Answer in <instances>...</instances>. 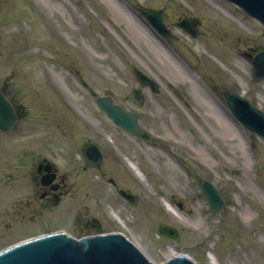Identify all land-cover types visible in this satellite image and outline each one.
Returning a JSON list of instances; mask_svg holds the SVG:
<instances>
[{"label": "rangeland", "instance_id": "374dc122", "mask_svg": "<svg viewBox=\"0 0 264 264\" xmlns=\"http://www.w3.org/2000/svg\"><path fill=\"white\" fill-rule=\"evenodd\" d=\"M154 10H163L169 25L181 16L197 19L201 34L193 39L171 25L178 39L159 36L144 14ZM123 12L171 53L188 81L169 73ZM261 50L264 25L228 0H0V87L12 83L27 112L0 159L24 152L26 137L31 148L54 143L69 191L53 230L79 236L72 215L82 210L102 224L100 232L125 233L156 262L184 253L196 264H264V138L233 116L222 93L238 92L264 110V80L251 75ZM135 68L160 80L161 90L143 87ZM135 88L145 93L142 106L128 98ZM104 94L137 111L150 139L116 125L97 103ZM85 142L104 151L102 170L86 168ZM205 179L227 203L220 212L202 190ZM3 216L0 251L48 229L41 217ZM164 227L176 232L161 233Z\"/></svg>", "mask_w": 264, "mask_h": 264}, {"label": "water", "instance_id": "95a60500", "mask_svg": "<svg viewBox=\"0 0 264 264\" xmlns=\"http://www.w3.org/2000/svg\"><path fill=\"white\" fill-rule=\"evenodd\" d=\"M241 7L249 15L264 25V0H229ZM153 26L163 35L169 30L163 20L162 12L148 14ZM180 26L193 36H197V27L183 20ZM252 77L255 81L264 80V50L252 60ZM143 83L154 89L157 83L146 74H140ZM229 108L236 118L248 129L264 136V110L255 106L247 97L238 92L225 90ZM139 104L143 96L136 92L131 96ZM99 105L126 131L144 136L138 120V114L114 103L111 96H99ZM14 106L0 91V128L9 129L16 121ZM94 150V152H92ZM90 164H98L103 155L95 145L85 154ZM207 200L215 212L227 207L225 199L217 186L210 180L202 184ZM0 264H157L152 262L126 235L121 232L95 233L75 238L66 232L58 231L36 236L0 251ZM165 264H195L186 255H176Z\"/></svg>", "mask_w": 264, "mask_h": 264}, {"label": "flooded vegetation", "instance_id": "af4514ba", "mask_svg": "<svg viewBox=\"0 0 264 264\" xmlns=\"http://www.w3.org/2000/svg\"><path fill=\"white\" fill-rule=\"evenodd\" d=\"M183 19L193 20L195 18L181 16L171 22V25L176 27ZM171 25L168 24L170 28L168 38L171 41H175L179 36L175 31L176 28ZM0 89L12 102L18 115L16 124L12 128L7 131L0 130V140H2L0 141L1 149L3 145L8 146L11 143V134L14 128L27 112L24 107H21L20 97L16 89L13 88L12 83L7 81ZM23 140H25V148L22 149L24 152L17 154L5 152L8 156L0 159V171L4 172V175L2 174L0 178L2 181L0 186L3 187L0 190L4 193L2 194L4 198H2L7 201L5 205L13 209V211H10V208H3L1 205L0 217H5L3 215H11L13 218H20L23 221L32 220L34 223L37 222L38 217H41L40 222L45 224L46 227L48 226L46 233L56 231L51 228V224L57 222V208L62 204L69 190L65 189L67 187L65 183L66 178L62 175L61 168L57 163V154L53 150L54 143L45 139V141H39V146L36 148H31L29 146L31 137H26ZM42 144H44L43 148L40 147ZM90 144L85 142V145L82 147V153L86 152ZM11 147L13 148V144ZM15 156H18L17 161L10 159H14ZM103 163L104 159L96 166L87 163L86 168L102 170ZM111 181L114 183L113 179ZM117 189L118 192L125 195L122 190ZM126 196H130V200L134 198L130 194ZM72 216H75V219L72 217L74 224H84L88 228H94L98 231L103 229L102 224L94 216L90 217L82 210H79ZM81 230H83V226Z\"/></svg>", "mask_w": 264, "mask_h": 264}, {"label": "bare ground", "instance_id": "6f19581e", "mask_svg": "<svg viewBox=\"0 0 264 264\" xmlns=\"http://www.w3.org/2000/svg\"><path fill=\"white\" fill-rule=\"evenodd\" d=\"M116 10H117V12L119 13L120 12V10L119 9H117L116 8ZM158 12H162V14H163V20H164V22H165V24H167L166 23V15H165V13H164V11L163 10H157ZM127 22H128V25H129V27H130V29L131 30H134L135 32H136V34H139L140 36H142V35H145L146 36V39L152 44V49L158 54V58H159V61H161L167 68H168V71H169V73H171V74H173L175 77H176V79L178 78V77H180V76H183L184 78H185V80H187L188 81V79H187V75H186V71L187 70H185V68L181 65V64H178V61L177 60H175L174 59V57L169 53V52H165V49L163 50L160 46H159V44L152 38V36L149 34V33H145V32H143L142 30H140V29H138L135 25L133 26V24H132V22H131V17L130 16H128V14H126V13H124L123 12V15H121ZM164 47V46H163ZM261 51H258V53L257 54H259ZM256 54V55H257ZM255 55V56H256ZM170 56L172 57V58H170ZM254 56V57H255ZM251 67H252V64H251ZM191 77L194 79V77H193V75H191ZM252 79H253V77H252ZM254 80V79H253ZM159 82L157 83V88L156 89H154V91L157 93V92H159L160 90H161V86L162 85H160V84H162L161 83V81L160 80H158ZM143 85L146 87V84L145 83H143ZM152 90V89H151ZM142 94H143V97L145 98V93H143L142 92ZM232 112V111H231ZM215 114H217V112L215 111ZM233 114V113H232ZM218 115V114H217ZM234 116V115H233ZM235 118H236V116H234ZM219 118H221L220 116H219ZM237 119V118H236ZM238 120V119H237ZM225 122H227L226 120H225ZM228 123V122H227ZM228 126V128L230 127L231 128V126L230 125H227ZM227 128V129H228ZM130 134V133H129ZM131 135V134H130ZM200 152V151H199ZM202 156L204 157V158H207L204 154H202ZM130 165L132 166V167H134L135 168V170H136V172L139 174V176H141V177H145V173H144V171L143 170H141V168L138 166V165H136L135 163H133L132 161L130 162ZM146 179V178H145ZM206 180H209V179H205L204 181H206ZM212 182V181H211ZM164 202H165V204L167 205V207L170 209V211H172L178 218H180V219H183V220H185V217L181 214V212H180V210L170 201V200H168V199H164ZM5 204H7V201H5L3 204H2V207L3 208H11V207H8V206H6ZM72 215V214H71ZM116 216V215H115ZM73 218L75 219V216H73ZM15 219L16 218H13V220L11 221V222H13V221H15ZM21 222H24L22 219H20V218H18ZM75 225H79V228H77L76 230V233L79 235V236H75V235H73L72 233H69V232H66L67 234H69V235H71V236H73V237H75V238H80V237H83V236H87V235H91V234H95V233H103V231L102 232H100V231H97V229H94V228H88V226H85L84 224H75ZM83 226V230H81V227ZM88 228V229H87ZM95 230V231H92V230ZM168 229H169V227H168ZM171 232H169V233H173V232H176V229H173V228H170L169 229ZM87 231H91V232H87ZM162 232L161 233H166L165 231L163 232V230H161ZM82 232H84V233H82ZM104 232H107V231H104ZM109 232H113V231H109ZM114 232H119V231H114ZM122 233V232H121ZM124 235H126L125 233H123ZM37 236H40V233H39V235H37ZM127 236V235H126ZM34 237H36V236H34ZM128 238H129V236H127ZM31 238H33V237H31ZM27 239H30V238H26V239H24V240H27ZM152 262H154V263H157V264H164L166 261H164V262H156L155 261V259L154 258H152L148 253H146V249H145V247L144 246H142L140 243H139V241H137L136 239H134V238H129ZM24 240H22V241H24ZM19 242H21V241H19ZM19 242H17V243H19ZM14 244H16V243H14ZM13 244V245H14ZM11 246V245H10ZM9 247V246H8ZM7 248V247H6ZM173 255V254H172ZM176 255H186V256H188V257H190L189 255H187V254H184V253H178V254H176ZM176 255H174L173 257H175ZM171 256V255H170ZM169 256V257H170ZM191 258V257H190ZM192 259V258H191ZM193 260V259H192ZM194 261V260H193ZM195 262V261H194ZM195 264H196V262H195Z\"/></svg>", "mask_w": 264, "mask_h": 264}, {"label": "trees", "instance_id": "16d2710c", "mask_svg": "<svg viewBox=\"0 0 264 264\" xmlns=\"http://www.w3.org/2000/svg\"><path fill=\"white\" fill-rule=\"evenodd\" d=\"M162 230H163V232L165 231L166 233L171 232V231L168 229V227H164Z\"/></svg>", "mask_w": 264, "mask_h": 264}]
</instances>
